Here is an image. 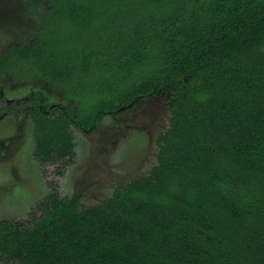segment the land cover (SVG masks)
Here are the masks:
<instances>
[{"label":"trees","instance_id":"obj_1","mask_svg":"<svg viewBox=\"0 0 264 264\" xmlns=\"http://www.w3.org/2000/svg\"><path fill=\"white\" fill-rule=\"evenodd\" d=\"M35 27L0 50V75L42 90L33 156L62 176L72 126L169 90L157 163L99 203L47 192L0 220V264H264V0H26Z\"/></svg>","mask_w":264,"mask_h":264},{"label":"rangeland","instance_id":"obj_2","mask_svg":"<svg viewBox=\"0 0 264 264\" xmlns=\"http://www.w3.org/2000/svg\"><path fill=\"white\" fill-rule=\"evenodd\" d=\"M43 1V0H37ZM35 27L26 0H0V50L25 39ZM42 90L49 102L69 107L73 102L44 82L15 85L0 76V95L8 100ZM169 90L139 99L134 105L105 116L93 131L72 126L75 163L62 176L56 165L41 172L33 156V137L27 107L0 118V220L22 224L30 207L47 192L46 179L59 183L62 195L79 197L83 205L99 203L130 180L144 176L157 163V136L169 126Z\"/></svg>","mask_w":264,"mask_h":264},{"label":"flooded vegetation","instance_id":"obj_3","mask_svg":"<svg viewBox=\"0 0 264 264\" xmlns=\"http://www.w3.org/2000/svg\"><path fill=\"white\" fill-rule=\"evenodd\" d=\"M0 76L2 77V76H7V75H0ZM10 78H11V77H10ZM11 80H12V79H11ZM13 83H14V82H13ZM14 84H15V83H14ZM21 84H22V83H21ZM15 85H16V84H15ZM32 92H34V91H32ZM30 93H31V92H30ZM28 94H29V93H28ZM28 94H27V95H28ZM27 95H26L24 98H26ZM2 97L5 98V101H6V102L14 101V100H8V99L6 98V96H4V95H0V99H1ZM20 99H21V98H20ZM15 100H18V99H15ZM28 106H29V105H26V106H24V107H27V108H28ZM24 107H22L21 109H23ZM27 108H26V109H27ZM21 109H20V110H21ZM20 110H19V111H20ZM0 118H1V117H0Z\"/></svg>","mask_w":264,"mask_h":264},{"label":"water","instance_id":"obj_4","mask_svg":"<svg viewBox=\"0 0 264 264\" xmlns=\"http://www.w3.org/2000/svg\"><path fill=\"white\" fill-rule=\"evenodd\" d=\"M122 109H124V108H122Z\"/></svg>","mask_w":264,"mask_h":264}]
</instances>
